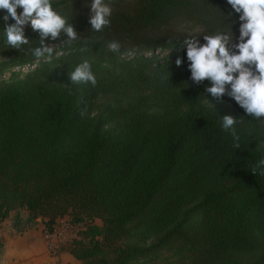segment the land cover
Segmentation results:
<instances>
[{"label":"trees","instance_id":"16d2710c","mask_svg":"<svg viewBox=\"0 0 264 264\" xmlns=\"http://www.w3.org/2000/svg\"><path fill=\"white\" fill-rule=\"evenodd\" d=\"M111 2L110 26L94 32L86 0H51L80 39L51 63L0 78V218L16 210L23 223L26 208V221L53 229L70 215L81 225L68 247L82 264H139L161 248L172 255L152 264H264V176L251 172L264 159V126L228 96H204L210 82L189 79L186 50L163 63L141 53L217 30L239 37V14L228 17L227 0ZM185 21L203 30L190 33ZM3 28L0 18L7 68L36 59L29 49L40 37L31 25L20 50L8 47ZM84 59L95 87L71 84ZM49 70L60 82L41 78ZM225 115L243 118L239 149L222 127ZM150 238L157 240L143 244Z\"/></svg>","mask_w":264,"mask_h":264},{"label":"clouds","instance_id":"9594fccd","mask_svg":"<svg viewBox=\"0 0 264 264\" xmlns=\"http://www.w3.org/2000/svg\"><path fill=\"white\" fill-rule=\"evenodd\" d=\"M227 4L233 10L227 14L229 18L239 14L238 42L232 30H217L213 35H203V44L200 36L183 39L191 73L189 79L198 86L209 81L210 86L204 88V96H211L216 101H222L228 96L245 111L247 117L264 126V0H227ZM88 7L91 10L89 23L94 32H101L110 26L112 8L106 0H91ZM0 10L5 11L2 19L8 47L20 50L30 43L25 35V26L29 24L33 31L39 33V46L29 49L37 64L41 60L51 63L54 53L57 59L64 54L56 50L57 43L49 41L71 46L80 39L75 26L53 9L51 0H0ZM10 20L14 23H9ZM107 47L111 52L119 53L121 45L118 41H111ZM123 56L121 54V58ZM182 64L183 60L178 58L176 65ZM69 78L71 84L97 85L96 75L88 59L70 71ZM77 103L79 105L83 100ZM87 113L86 106L81 108L82 117ZM221 120L223 129L231 132L232 147L239 149L241 137L235 126L242 123L243 118L237 120L231 115H225ZM258 170L264 176V159L253 166L251 172L257 175Z\"/></svg>","mask_w":264,"mask_h":264},{"label":"crops","instance_id":"0c3cea01","mask_svg":"<svg viewBox=\"0 0 264 264\" xmlns=\"http://www.w3.org/2000/svg\"><path fill=\"white\" fill-rule=\"evenodd\" d=\"M23 223L15 221L16 210L6 218H0V264H81L70 250L68 244L73 238L70 235L65 244L52 251L45 237V224L42 221L28 222L29 211L22 208ZM101 219L97 218L95 221ZM101 224V222H97Z\"/></svg>","mask_w":264,"mask_h":264},{"label":"built area","instance_id":"2783aa9c","mask_svg":"<svg viewBox=\"0 0 264 264\" xmlns=\"http://www.w3.org/2000/svg\"><path fill=\"white\" fill-rule=\"evenodd\" d=\"M200 40L202 44L205 43L203 38H200ZM55 43H57L56 45L57 51H63V53L67 51L66 45H62L59 42H55ZM182 50H186V45L184 44V42H182L180 45L174 48L163 49L159 47L155 49L146 50L141 53L149 57H155L157 62L163 63L165 55H167L171 51L178 52ZM134 54L135 52H132L130 56H133ZM130 56H126V57H130ZM38 64L36 62V59H34L33 61H28L21 65L13 66L9 72L10 73L11 71H18L21 73L28 72L29 70L35 68ZM80 225L81 224L76 223L70 215H64V216L58 217L53 229L45 228V237L48 241L49 248L52 251L60 248V246L63 245L67 241V239L70 237V235L73 232H75L76 230L78 231V229L80 228Z\"/></svg>","mask_w":264,"mask_h":264},{"label":"rangeland","instance_id":"374dc122","mask_svg":"<svg viewBox=\"0 0 264 264\" xmlns=\"http://www.w3.org/2000/svg\"><path fill=\"white\" fill-rule=\"evenodd\" d=\"M86 1L88 2V4L91 3V0H86ZM106 3H109V5H110V7L112 9H114L115 6H116L113 2H111V0H106ZM126 3L129 4L130 1H127ZM4 14H5V11L4 10H0V18H2ZM29 25H27V26H29ZM27 26H25V27H27ZM182 26L184 28H187L190 33L200 32V31L203 30V26H201L199 24H194L192 21H185V22L182 23ZM234 39L236 40V42H238V36H235ZM7 59H8L7 57L0 56V68H5V72H4L3 75H0V78H9L10 75H11V73L9 72L10 68H7L9 66V63L6 62ZM40 65L41 64H39V66ZM26 73L27 72H22V73H20V75H24ZM0 74H1V71H0ZM1 76H4V77H1ZM41 78H44V79H46L48 81H51V82H60V80H61L57 70L56 71L55 70L54 71L53 70H49L48 72L44 73ZM105 99H106L105 97H102V98L98 99L96 110L102 105V103L105 101ZM96 110L94 112H96ZM96 222H101V221L98 220ZM77 233L78 232L76 230L75 232L72 233L71 236L72 237L77 236V235H75ZM69 240H70V238H69ZM156 240H157L156 238H150L146 242H143V244H145V245L153 244L154 242H156ZM172 253H173V250H171L169 248H161V249H159L158 253L155 254V256H152L151 258L142 259V260L138 261V263L139 264H152L153 262H155L157 260H161V259H163L165 257H168V256L172 255ZM82 262L83 261L81 260V264H82Z\"/></svg>","mask_w":264,"mask_h":264}]
</instances>
